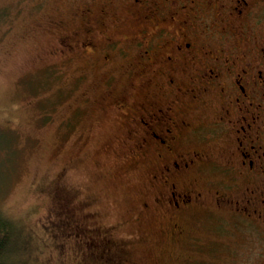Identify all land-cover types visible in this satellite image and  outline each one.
<instances>
[{"label": "flooded vegetation", "instance_id": "flooded-vegetation-1", "mask_svg": "<svg viewBox=\"0 0 264 264\" xmlns=\"http://www.w3.org/2000/svg\"><path fill=\"white\" fill-rule=\"evenodd\" d=\"M63 9L51 53L137 76L142 98L119 95L111 107L125 118V157L150 164L143 208L164 210L186 247L184 222L226 215L245 247L234 264H264V0L59 1ZM110 239L105 260L115 262Z\"/></svg>", "mask_w": 264, "mask_h": 264}, {"label": "rangeland", "instance_id": "rangeland-1", "mask_svg": "<svg viewBox=\"0 0 264 264\" xmlns=\"http://www.w3.org/2000/svg\"><path fill=\"white\" fill-rule=\"evenodd\" d=\"M59 1L65 0H0V212L19 228L6 264H234L244 258L242 236L230 234L226 215L184 222L186 247L164 210L143 208L150 164L125 157V118L111 107L119 95L131 103L142 98L133 86L137 76H126L116 63L90 65L79 53L71 62L51 53L59 30L54 21L64 12ZM110 73L115 85L105 89L101 82ZM218 144L211 141L210 150ZM56 187L68 195V208L54 198ZM108 233L120 261L105 260Z\"/></svg>", "mask_w": 264, "mask_h": 264}, {"label": "trees", "instance_id": "trees-1", "mask_svg": "<svg viewBox=\"0 0 264 264\" xmlns=\"http://www.w3.org/2000/svg\"><path fill=\"white\" fill-rule=\"evenodd\" d=\"M58 195L60 197L59 193ZM66 206L69 205L66 204L64 207ZM18 232L19 228L16 226V224L0 212V264H6L5 254H7V248L12 243L14 236H17ZM94 251L95 247L93 248L92 252ZM117 258L119 260V254H117L116 259Z\"/></svg>", "mask_w": 264, "mask_h": 264}]
</instances>
